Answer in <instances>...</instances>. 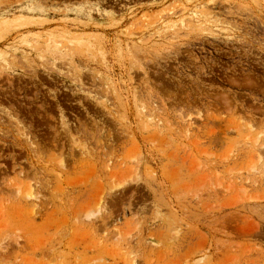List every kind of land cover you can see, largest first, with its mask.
Returning a JSON list of instances; mask_svg holds the SVG:
<instances>
[{
  "label": "rangeland",
  "instance_id": "374dc122",
  "mask_svg": "<svg viewBox=\"0 0 264 264\" xmlns=\"http://www.w3.org/2000/svg\"><path fill=\"white\" fill-rule=\"evenodd\" d=\"M0 264H264V0H0Z\"/></svg>",
  "mask_w": 264,
  "mask_h": 264
},
{
  "label": "bare ground",
  "instance_id": "6f19581e",
  "mask_svg": "<svg viewBox=\"0 0 264 264\" xmlns=\"http://www.w3.org/2000/svg\"><path fill=\"white\" fill-rule=\"evenodd\" d=\"M257 155V154H256ZM260 155V154H259ZM260 156H258L257 158H259ZM31 193V192H30ZM28 195H30L29 193H28Z\"/></svg>",
  "mask_w": 264,
  "mask_h": 264
}]
</instances>
